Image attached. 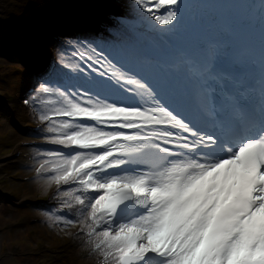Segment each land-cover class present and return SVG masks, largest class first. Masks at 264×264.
I'll list each match as a JSON object with an SVG mask.
<instances>
[{
  "label": "snow or ice",
  "instance_id": "6c2138e0",
  "mask_svg": "<svg viewBox=\"0 0 264 264\" xmlns=\"http://www.w3.org/2000/svg\"><path fill=\"white\" fill-rule=\"evenodd\" d=\"M189 5L130 0L28 37L50 57L23 101L49 145L32 157L47 223L97 264H264V0Z\"/></svg>",
  "mask_w": 264,
  "mask_h": 264
},
{
  "label": "rangeland",
  "instance_id": "374dc122",
  "mask_svg": "<svg viewBox=\"0 0 264 264\" xmlns=\"http://www.w3.org/2000/svg\"><path fill=\"white\" fill-rule=\"evenodd\" d=\"M39 2L43 3L44 0ZM70 2L79 4L75 0ZM37 3L38 0H0V21H3L0 26L3 33V38L0 39V94L8 96L19 92L28 78L27 67L30 68L31 63L36 61L35 50L25 54L26 58L25 55L22 56L23 50L31 46L28 40L30 32L24 18L31 13H45L53 7L54 0H49L42 8L34 7ZM16 13L22 15L17 17ZM61 17L62 15L58 14L56 19L60 20ZM74 24L83 27L74 21L70 23ZM7 113L6 107L0 108V157L9 153L13 145L25 135L24 130L18 131V128L12 125L13 121ZM25 174L22 163L19 168L11 166L0 170V264H57L53 263L49 250L41 249L57 243L64 233L57 235L48 223L27 227L28 219H36L33 216L36 214L31 211L32 206L37 204L34 196L44 187L42 182L32 184L29 181H19ZM18 201H23V205H18ZM32 231H35V235ZM13 250H17L19 255L11 256ZM35 253L36 256L33 255ZM39 254H43V257ZM65 264L80 262L71 257Z\"/></svg>",
  "mask_w": 264,
  "mask_h": 264
},
{
  "label": "bare ground",
  "instance_id": "6f19581e",
  "mask_svg": "<svg viewBox=\"0 0 264 264\" xmlns=\"http://www.w3.org/2000/svg\"><path fill=\"white\" fill-rule=\"evenodd\" d=\"M213 9V8H212ZM211 9V10H212ZM15 10H16V8H15ZM28 9H26V11H27ZM193 13H195L197 16H209V15H212L211 14V12H210V9L209 8H206V9H204V10H202L201 8H197V7H194L193 8V10H191L190 11V14H193ZM212 13H215V11H214V9L212 10ZM207 14V15H206ZM20 15H22V13H16L15 14V16H20ZM92 20H86V21H82L81 23L84 25H86V26H88L89 25V23L91 22ZM103 21H105L104 20V18H102V20H100V23H102ZM98 22H99V20H98ZM98 25H99V23L98 24H96V27H98ZM7 115L9 116V114L7 113ZM10 120H14V116H10ZM28 146L29 145H26V146H24V149H27L28 148ZM23 151H25V150H23V149H18V153H20V152H22V155L25 153V152H23Z\"/></svg>",
  "mask_w": 264,
  "mask_h": 264
}]
</instances>
